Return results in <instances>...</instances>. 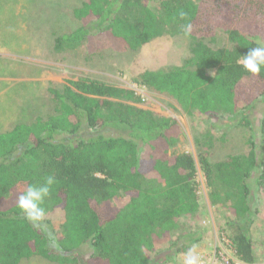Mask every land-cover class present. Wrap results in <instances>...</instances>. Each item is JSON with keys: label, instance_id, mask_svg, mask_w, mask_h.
Segmentation results:
<instances>
[{"label": "trees", "instance_id": "1", "mask_svg": "<svg viewBox=\"0 0 264 264\" xmlns=\"http://www.w3.org/2000/svg\"><path fill=\"white\" fill-rule=\"evenodd\" d=\"M73 16L81 25L56 37V51L84 46L93 54L111 48L134 53L191 23L187 65L144 71L133 82L172 98L186 113L226 118V125L253 131L250 117L264 99V73H247L237 60L257 40L264 42V0H87ZM218 30L230 48L204 43ZM50 96L52 114L0 132V264L36 257L81 264L84 250L83 264L180 263L178 256L202 235L181 225L198 215L201 204L197 162L171 152L181 135L178 123L144 109L134 90L91 78L51 88ZM258 133L244 155L216 164L206 154L199 158L210 201L226 213L227 237L248 264L257 263L252 200L264 189V116ZM49 175L56 183L42 222L53 229L54 241L16 201L28 184ZM120 197L127 203L116 206ZM57 213L61 222L53 226L49 218Z\"/></svg>", "mask_w": 264, "mask_h": 264}, {"label": "rangeland", "instance_id": "2", "mask_svg": "<svg viewBox=\"0 0 264 264\" xmlns=\"http://www.w3.org/2000/svg\"><path fill=\"white\" fill-rule=\"evenodd\" d=\"M86 1L0 0V132H10L19 124H30L37 118L52 114L55 104L50 89H62L69 82L91 78L134 90L141 97L144 109L175 120L181 128L179 142L171 152L190 154L197 162L196 185L201 204L198 215L183 219L181 225L201 233L199 242L194 245L198 255H212L215 247L223 245V237L228 238V219L226 213L210 201L199 158L206 154L208 160L216 164L229 157L246 154L250 138L259 140L264 99L250 117L252 131L226 125V118L208 119L198 113H186L172 98L135 84L134 78L144 71L187 65L192 57L194 40L184 32L165 34L134 53H118L111 48L93 54L84 46L76 50L56 51V37L81 25L75 20L73 11ZM204 43L214 50L231 47L222 30ZM125 203V197L114 200L116 206ZM252 203L255 214L251 236L256 264H264V189L255 191ZM49 220L53 226H58L61 214L57 213ZM35 224L55 240L53 229L45 222ZM174 237L177 238L178 234ZM87 253L88 250L82 251L81 264ZM177 259L178 264H183L182 254ZM21 264L54 263L36 257Z\"/></svg>", "mask_w": 264, "mask_h": 264}, {"label": "clouds", "instance_id": "3", "mask_svg": "<svg viewBox=\"0 0 264 264\" xmlns=\"http://www.w3.org/2000/svg\"><path fill=\"white\" fill-rule=\"evenodd\" d=\"M179 16L183 19L186 13L181 10ZM191 31L192 24H186L184 26L185 35H190ZM237 64L241 65L247 73L254 76H260L264 73V42L257 40L256 46L249 47L246 54H240ZM209 74L213 77L216 76L215 70H211ZM55 183V176L49 175L44 178L42 183L28 184L27 188L16 196L17 207L28 221L32 223L44 221L46 209L43 205L46 198L50 196L52 186ZM9 196H11V192L6 195L3 194L2 198H7ZM182 255L183 264H201V258L195 246L188 248Z\"/></svg>", "mask_w": 264, "mask_h": 264}, {"label": "built area", "instance_id": "4", "mask_svg": "<svg viewBox=\"0 0 264 264\" xmlns=\"http://www.w3.org/2000/svg\"><path fill=\"white\" fill-rule=\"evenodd\" d=\"M223 245L215 247L212 255L200 256L201 264H248L238 259L232 242L223 237Z\"/></svg>", "mask_w": 264, "mask_h": 264}]
</instances>
